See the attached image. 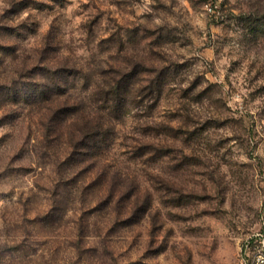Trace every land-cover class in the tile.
Here are the masks:
<instances>
[{
    "label": "rangeland",
    "instance_id": "rangeland-1",
    "mask_svg": "<svg viewBox=\"0 0 264 264\" xmlns=\"http://www.w3.org/2000/svg\"><path fill=\"white\" fill-rule=\"evenodd\" d=\"M259 233L264 0H0V264H244Z\"/></svg>",
    "mask_w": 264,
    "mask_h": 264
},
{
    "label": "trees",
    "instance_id": "trees-1",
    "mask_svg": "<svg viewBox=\"0 0 264 264\" xmlns=\"http://www.w3.org/2000/svg\"><path fill=\"white\" fill-rule=\"evenodd\" d=\"M157 85H160V82H158ZM124 87H126L125 84L120 80L113 84V86H110L109 90L106 92L109 98L113 100L116 107H118L125 98V94L123 93ZM156 98H158V94H156ZM80 133V138L74 147L76 150L75 152H78V150H80V148L82 149L84 146L90 145L93 147L98 142L103 140L105 141L109 135V130L104 126V124H102L99 118L93 119L92 121L84 119L80 126ZM74 156L75 155L71 153L68 160H73Z\"/></svg>",
    "mask_w": 264,
    "mask_h": 264
},
{
    "label": "built area",
    "instance_id": "built-area-1",
    "mask_svg": "<svg viewBox=\"0 0 264 264\" xmlns=\"http://www.w3.org/2000/svg\"><path fill=\"white\" fill-rule=\"evenodd\" d=\"M244 246L248 250V257L244 260V264H264V238L260 233L255 235V238H248Z\"/></svg>",
    "mask_w": 264,
    "mask_h": 264
}]
</instances>
